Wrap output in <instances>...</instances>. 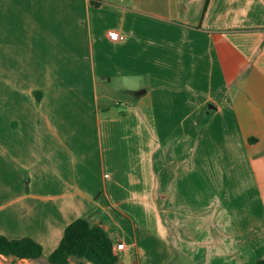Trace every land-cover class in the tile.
<instances>
[{
    "label": "crops",
    "instance_id": "crops-1",
    "mask_svg": "<svg viewBox=\"0 0 264 264\" xmlns=\"http://www.w3.org/2000/svg\"><path fill=\"white\" fill-rule=\"evenodd\" d=\"M78 217L117 264L264 257V0H0V233L47 262Z\"/></svg>",
    "mask_w": 264,
    "mask_h": 264
},
{
    "label": "trees",
    "instance_id": "trees-1",
    "mask_svg": "<svg viewBox=\"0 0 264 264\" xmlns=\"http://www.w3.org/2000/svg\"><path fill=\"white\" fill-rule=\"evenodd\" d=\"M90 1L99 5L104 0ZM0 254L37 260L42 255V247L30 237L8 238L0 233ZM70 257L93 264H117L119 260L106 230L101 225L92 224L85 217L75 218L65 226L59 243L46 260L50 264H67ZM251 264H264V257Z\"/></svg>",
    "mask_w": 264,
    "mask_h": 264
},
{
    "label": "rangeland",
    "instance_id": "rangeland-1",
    "mask_svg": "<svg viewBox=\"0 0 264 264\" xmlns=\"http://www.w3.org/2000/svg\"><path fill=\"white\" fill-rule=\"evenodd\" d=\"M109 82H110L111 88L108 89L109 91L108 97L101 99L105 103L109 105H116L117 107H119L118 101H124L126 98H131V96L127 93L126 89H124L123 87L122 88L119 87L122 81L117 82L113 77H111V81ZM105 83L108 86V82H105ZM121 107H123V105H121ZM253 262L254 261H251V263ZM0 264H48V263L46 261H41V260H36V261L34 260V261H29V262L28 261L25 262L22 260L20 262H15L11 260H5L4 258L0 257Z\"/></svg>",
    "mask_w": 264,
    "mask_h": 264
},
{
    "label": "built area",
    "instance_id": "built-area-1",
    "mask_svg": "<svg viewBox=\"0 0 264 264\" xmlns=\"http://www.w3.org/2000/svg\"><path fill=\"white\" fill-rule=\"evenodd\" d=\"M107 36L109 39L111 40H117L119 39L122 35L121 33H119L117 30L115 29H110L107 31ZM124 247V243L123 242H119V243H116L115 245V248L116 249H120V248H123Z\"/></svg>",
    "mask_w": 264,
    "mask_h": 264
},
{
    "label": "water",
    "instance_id": "water-1",
    "mask_svg": "<svg viewBox=\"0 0 264 264\" xmlns=\"http://www.w3.org/2000/svg\"><path fill=\"white\" fill-rule=\"evenodd\" d=\"M140 91H136V93H139Z\"/></svg>",
    "mask_w": 264,
    "mask_h": 264
}]
</instances>
